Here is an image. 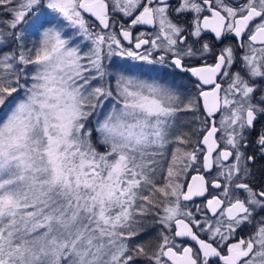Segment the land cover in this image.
<instances>
[{
  "label": "snow or ice",
  "instance_id": "obj_1",
  "mask_svg": "<svg viewBox=\"0 0 264 264\" xmlns=\"http://www.w3.org/2000/svg\"><path fill=\"white\" fill-rule=\"evenodd\" d=\"M0 264H264V0H0Z\"/></svg>",
  "mask_w": 264,
  "mask_h": 264
},
{
  "label": "rangeland",
  "instance_id": "obj_2",
  "mask_svg": "<svg viewBox=\"0 0 264 264\" xmlns=\"http://www.w3.org/2000/svg\"><path fill=\"white\" fill-rule=\"evenodd\" d=\"M115 59H116L118 62L120 61V58H118V57H117V58H115Z\"/></svg>",
  "mask_w": 264,
  "mask_h": 264
},
{
  "label": "flooded vegetation",
  "instance_id": "obj_3",
  "mask_svg": "<svg viewBox=\"0 0 264 264\" xmlns=\"http://www.w3.org/2000/svg\"><path fill=\"white\" fill-rule=\"evenodd\" d=\"M135 31V30H134Z\"/></svg>",
  "mask_w": 264,
  "mask_h": 264
}]
</instances>
